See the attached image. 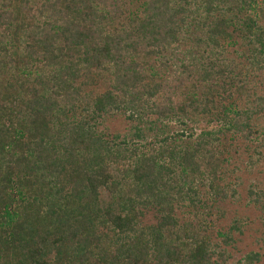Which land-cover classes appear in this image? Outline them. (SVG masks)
<instances>
[{
    "label": "trees",
    "instance_id": "obj_1",
    "mask_svg": "<svg viewBox=\"0 0 264 264\" xmlns=\"http://www.w3.org/2000/svg\"><path fill=\"white\" fill-rule=\"evenodd\" d=\"M138 1L0 0V264L264 255L230 262L203 223L176 215L186 200L198 206L200 185L215 201L237 196L218 183L223 138L264 145V93L251 83L264 71V0ZM192 22L203 47L163 76ZM235 41L237 72L224 49ZM98 79L108 86L95 93ZM118 115L125 133L107 124ZM195 116L220 125L198 133ZM249 195L264 209V189ZM242 226L235 218L222 243Z\"/></svg>",
    "mask_w": 264,
    "mask_h": 264
},
{
    "label": "rangeland",
    "instance_id": "obj_2",
    "mask_svg": "<svg viewBox=\"0 0 264 264\" xmlns=\"http://www.w3.org/2000/svg\"><path fill=\"white\" fill-rule=\"evenodd\" d=\"M138 5L139 1L133 0L132 7L137 8ZM197 36H203V34L192 22L191 26L185 31L184 39L176 54H169L167 67L161 68L163 76H167L173 71L175 63H180L186 59L189 51L193 55L198 53L200 47H203V43H198ZM236 44L237 46L225 43L224 48L226 56L235 58L239 64L235 72L243 69V65L240 64V59L243 58L238 55L241 43L236 42ZM211 57L213 58L214 55H211ZM160 60L157 61L160 62ZM151 61L154 60L151 59ZM251 83L256 86L259 94L264 93V71L255 77ZM107 86L108 81L106 79H98L88 89L99 93L104 91ZM195 119L196 122L190 121L189 125L195 128L198 133L203 129L216 130L220 125L217 121L208 122V118L201 116H195ZM107 124L112 132L119 133H125L130 126V123L122 115L109 119ZM169 124L181 128V125L176 121H171ZM222 145H226L230 152L226 154L228 159L223 164V173L218 183L235 187L237 196L215 201L208 188L200 185V203L198 206L194 207L186 200L183 204L177 206L176 215L180 222L203 223L213 240L218 241L220 246L226 248L231 254L230 262H235L250 252L264 253L262 242L264 237V209L260 205L254 204L249 195L251 188L264 189V145H261L256 139L251 141L232 140L230 136H227V139L223 138ZM235 218L243 220L241 232H232L234 241L232 244L225 246L220 240L219 232L227 231ZM145 220L146 222L154 221L153 215L148 214ZM255 264H264V255Z\"/></svg>",
    "mask_w": 264,
    "mask_h": 264
}]
</instances>
